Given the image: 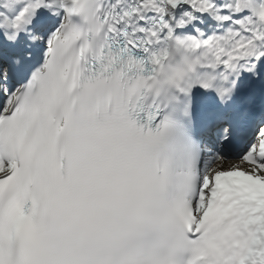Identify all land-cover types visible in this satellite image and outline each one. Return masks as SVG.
<instances>
[{"label":"snow or ice","instance_id":"6c2138e0","mask_svg":"<svg viewBox=\"0 0 264 264\" xmlns=\"http://www.w3.org/2000/svg\"><path fill=\"white\" fill-rule=\"evenodd\" d=\"M0 264H264V0H0Z\"/></svg>","mask_w":264,"mask_h":264},{"label":"bare ground","instance_id":"6f19581e","mask_svg":"<svg viewBox=\"0 0 264 264\" xmlns=\"http://www.w3.org/2000/svg\"><path fill=\"white\" fill-rule=\"evenodd\" d=\"M233 163H235V162H233V161H228V165L233 164ZM236 163H238V161H236ZM226 166H227V165H226Z\"/></svg>","mask_w":264,"mask_h":264},{"label":"rangeland","instance_id":"374dc122","mask_svg":"<svg viewBox=\"0 0 264 264\" xmlns=\"http://www.w3.org/2000/svg\"><path fill=\"white\" fill-rule=\"evenodd\" d=\"M236 163V162H235Z\"/></svg>","mask_w":264,"mask_h":264}]
</instances>
